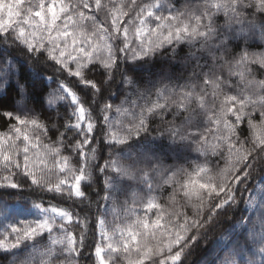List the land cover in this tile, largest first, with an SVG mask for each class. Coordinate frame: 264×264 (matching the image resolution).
I'll return each mask as SVG.
<instances>
[{
	"label": "snow or ice",
	"instance_id": "obj_1",
	"mask_svg": "<svg viewBox=\"0 0 264 264\" xmlns=\"http://www.w3.org/2000/svg\"><path fill=\"white\" fill-rule=\"evenodd\" d=\"M0 264H264V0H0Z\"/></svg>",
	"mask_w": 264,
	"mask_h": 264
}]
</instances>
